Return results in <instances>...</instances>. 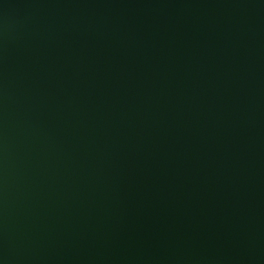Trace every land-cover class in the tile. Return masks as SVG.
Listing matches in <instances>:
<instances>
[{
	"label": "water",
	"instance_id": "water-1",
	"mask_svg": "<svg viewBox=\"0 0 264 264\" xmlns=\"http://www.w3.org/2000/svg\"><path fill=\"white\" fill-rule=\"evenodd\" d=\"M0 264H264V0H0Z\"/></svg>",
	"mask_w": 264,
	"mask_h": 264
}]
</instances>
